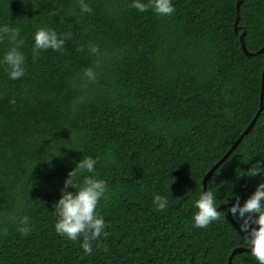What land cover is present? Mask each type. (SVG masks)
Returning <instances> with one entry per match:
<instances>
[{
	"label": "trees",
	"instance_id": "1",
	"mask_svg": "<svg viewBox=\"0 0 264 264\" xmlns=\"http://www.w3.org/2000/svg\"><path fill=\"white\" fill-rule=\"evenodd\" d=\"M85 2L91 13L78 0H0V27L20 30L25 56V75L10 79L3 59L13 45L0 42V264H227L233 249L248 248L240 222L227 208L196 228L195 201L259 109L264 55L247 57L239 35L248 52L264 48V0H243L237 32V0H172L170 16L139 12L134 0ZM39 27L71 39L33 59ZM89 67L94 81L83 75ZM83 156L108 185L97 208L108 235L90 255L83 236L56 233L53 207ZM261 160L264 97L207 181L216 207L236 197L243 205L264 182L243 172ZM154 194L168 198L166 210H156ZM232 264L259 262L242 253Z\"/></svg>",
	"mask_w": 264,
	"mask_h": 264
},
{
	"label": "clouds",
	"instance_id": "2",
	"mask_svg": "<svg viewBox=\"0 0 264 264\" xmlns=\"http://www.w3.org/2000/svg\"><path fill=\"white\" fill-rule=\"evenodd\" d=\"M82 13H91L93 10L85 2L78 0ZM132 8L139 12L153 10L157 15L170 16L174 14L175 8L172 0H148L143 3L141 0H134ZM20 30L5 24L0 27V42L5 38L13 45L4 55L3 62L9 68V78L12 80L20 79L25 75V56L20 50L24 44L23 39H18ZM35 45L33 48V59L38 57L41 50L52 49L59 52L65 47V42L71 39V33L58 35L51 28L39 27L35 33ZM83 51V49H79ZM89 51L93 55H99L98 45H90ZM83 75L89 80H95V72L91 67L84 70ZM15 103V100L10 101ZM97 160L90 156H83L82 160L76 163L74 170L68 173L64 188L61 191V198L53 205L54 215L57 217L55 231L60 236H65L71 241H77L83 236L82 248L86 254L92 253V241H96L101 235L107 237L104 232L107 227L104 218L97 212L99 202L104 198L108 190L107 183L102 179H97L96 173ZM264 160L253 164L243 175L255 177L264 175ZM83 172L93 175L84 176L82 183L79 182L80 174ZM68 189H75V192ZM153 203L157 211H164L168 205V198L159 194H154ZM197 209L193 216L196 228H207L213 222L219 221L225 212L218 211L216 207L215 194L211 189L203 191L195 201ZM240 222V232L246 246L251 250V255L259 262L264 264V182L260 183L255 192L241 206L239 197H236L235 204L228 209ZM21 227L18 231L23 235H28L31 231L30 218L24 216L19 221ZM258 226V228L256 227ZM7 235V229H4ZM105 251L107 248L105 247Z\"/></svg>",
	"mask_w": 264,
	"mask_h": 264
},
{
	"label": "water",
	"instance_id": "3",
	"mask_svg": "<svg viewBox=\"0 0 264 264\" xmlns=\"http://www.w3.org/2000/svg\"><path fill=\"white\" fill-rule=\"evenodd\" d=\"M242 2H243V0H237V3H236L237 15H236V21H235V26H234V31L235 32L238 31V27H237V24H238V12H239V9H240V6H241ZM244 37H245V32L243 31L239 35V41H240V44H241L242 51L244 52V54L247 57L258 56L260 54H263L264 55V48L259 49L255 53L248 52L247 49H246V47H245ZM263 97H264V70H263L262 79H261V91H260L259 109H258L256 115L253 117V119L251 120V122L244 129V131L239 135V137L236 139V141L226 151V153L211 167V169L203 177V179H202V192L203 191H207V181H208V179L226 161V159L232 154V152L240 144V142L242 141V139L244 138V136H246L249 133V131L251 130V128L253 127V125L256 123L257 118H258L261 110L263 109ZM234 204L235 203L220 205L219 207H217V210L219 211V210H223V209L230 208ZM241 206H243V205H241ZM256 227L258 228V226H256ZM242 253H251V250L249 248H244V247H237V248L233 249L232 252H231V254L228 257L227 264H232L233 257L235 255H239V254H242Z\"/></svg>",
	"mask_w": 264,
	"mask_h": 264
}]
</instances>
